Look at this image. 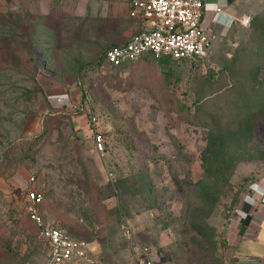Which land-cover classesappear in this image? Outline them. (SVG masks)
<instances>
[{
    "label": "rangeland",
    "instance_id": "rangeland-1",
    "mask_svg": "<svg viewBox=\"0 0 264 264\" xmlns=\"http://www.w3.org/2000/svg\"><path fill=\"white\" fill-rule=\"evenodd\" d=\"M238 4L250 21L203 58L113 68L103 52L126 37L105 19H80L70 0H0V264L45 259L23 203L32 175L46 220L89 241L71 264H264V223L246 260L227 240L264 204V0Z\"/></svg>",
    "mask_w": 264,
    "mask_h": 264
},
{
    "label": "built area",
    "instance_id": "built-area-1",
    "mask_svg": "<svg viewBox=\"0 0 264 264\" xmlns=\"http://www.w3.org/2000/svg\"><path fill=\"white\" fill-rule=\"evenodd\" d=\"M204 0H131L129 15L141 21L140 28L127 41L112 45L104 51V61L113 68H125L144 55L155 59L169 57L174 60L194 62L206 55L210 36L201 25ZM221 12L220 7L215 8ZM250 16H243L242 24H247ZM85 97L88 95L85 92ZM80 104L81 110L88 107L89 126L92 132L93 148L100 158L106 155V138L99 129L98 120L89 109L88 101ZM86 104V107H83ZM80 109V108H79ZM109 180L113 173H107ZM32 184L23 190L26 217L35 226L37 238L47 248L42 264L80 263L86 259L89 241L73 237L65 228L49 222L40 211L44 200L42 190L34 185L35 176L29 177ZM130 236L131 229L123 227ZM142 252L149 254V247ZM140 264H151L148 257L141 258Z\"/></svg>",
    "mask_w": 264,
    "mask_h": 264
},
{
    "label": "crops",
    "instance_id": "crops-1",
    "mask_svg": "<svg viewBox=\"0 0 264 264\" xmlns=\"http://www.w3.org/2000/svg\"><path fill=\"white\" fill-rule=\"evenodd\" d=\"M70 4L73 5L74 9L78 8V12L74 13L82 20L105 19L106 22H108V28H114V31L118 30L120 32L119 35L121 37H126L123 42L127 41L129 37L134 32H136L141 26V21L139 19L133 18L129 15V10L131 8V0H70ZM217 6L221 8V12L219 13H217L215 10ZM242 15L243 14H241V12L239 11L238 0H204V9L201 18V25L210 36V40L212 42L216 37L228 36L232 27H234L236 24L238 25L239 23L240 25H242L240 23V19L245 16ZM110 44L117 45L121 43L110 42ZM143 59L151 60L145 55L142 56L139 60L144 63L142 61ZM170 61L183 63L187 62L181 60H174L171 58ZM80 116H82L81 113L73 116L72 120L75 123L74 125L79 136L83 135L84 138H88L89 135L86 133L87 131L85 130L88 123H85L87 124L86 126L84 125L83 127H78L77 120ZM88 129H90L89 125ZM27 182V187H30L32 184H30L28 180ZM259 210L260 211H258V215H256L257 221L249 222V224L246 221L243 222V224L241 225V227H243L241 228V231L243 232L242 235L239 234L240 237H238L237 233L232 232V229L228 230V245H230L232 249L239 250L237 257L239 256V259L241 261H243L242 257L244 258V260L248 259L247 256L242 255L243 249L247 244H249V242H247V239H249L248 236L250 235L251 237V235L253 234L252 236L256 238L258 236V233L255 230L256 226H260L264 223V204L260 207Z\"/></svg>",
    "mask_w": 264,
    "mask_h": 264
},
{
    "label": "trees",
    "instance_id": "trees-1",
    "mask_svg": "<svg viewBox=\"0 0 264 264\" xmlns=\"http://www.w3.org/2000/svg\"><path fill=\"white\" fill-rule=\"evenodd\" d=\"M110 46H112V45H109L108 47H110ZM107 47V48H108ZM106 48V49H107ZM105 51V50H104ZM103 56H104V52H103ZM146 57H148V58H150L151 60H157V61H168V60H170V58L169 57H164V58H160V59H155L153 56H151V55H145ZM103 61H104V58H103ZM105 62V61H104ZM53 128V126L52 125H50V126H48V127H46L45 128V130H47V131H49L50 129H52ZM213 154V153H212ZM87 190H89L90 191V195L91 196H93V198H94V201L98 204V206H97V208H98V210H100L101 211V216L103 217L104 216V218L107 216V210L105 209V206L103 205V204H101L102 203V200H103V194H102V191H101V187L100 186H98L97 184H95L94 182H92V183H90L89 184V186L87 185ZM42 204H43V202H42ZM42 204H41V206H40V208L42 207ZM27 219L30 221V219L27 217ZM30 222H32V221H30ZM33 224V223H32ZM34 225V224H33ZM35 227V226H34ZM70 233V232H69ZM73 237H76V238H79V237H77L76 235H74V234H72V233H70ZM83 239V238H82ZM85 240H87V239H85ZM88 241V240H87Z\"/></svg>",
    "mask_w": 264,
    "mask_h": 264
}]
</instances>
